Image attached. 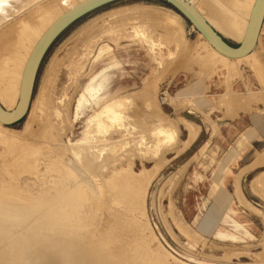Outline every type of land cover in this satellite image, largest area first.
<instances>
[{"label": "rangeland", "instance_id": "1", "mask_svg": "<svg viewBox=\"0 0 264 264\" xmlns=\"http://www.w3.org/2000/svg\"><path fill=\"white\" fill-rule=\"evenodd\" d=\"M225 2L230 9L236 0ZM229 9L224 17H232ZM157 12H169L180 24L177 44ZM13 29L5 35L13 36ZM201 41L198 29L167 0H113L72 21L48 47L34 83L35 100L56 58L67 112L51 127V137L60 138L51 141L50 160L41 155L42 164L49 161V168H41L63 196L86 184L95 188L80 219L105 230L110 244L128 237L133 244L148 241L149 258L160 257L159 264H264V22L252 67L244 60L227 65L218 57L199 58L194 44ZM94 77L104 84L98 92L104 100L77 108ZM224 91L228 100L219 97ZM113 93L115 99L107 101ZM103 104L116 109L110 131L122 143L93 145L96 159L87 166L70 143L83 137ZM161 109L165 120L176 123L169 136L153 134L162 127ZM110 115L102 112L101 119ZM28 116L9 127L23 133ZM36 123L26 136L39 135ZM231 149L238 151L224 168L218 180L224 189L214 199L213 175ZM71 157L87 168L88 183L82 185L62 166ZM122 174L131 196L108 185ZM95 175L102 178L98 183Z\"/></svg>", "mask_w": 264, "mask_h": 264}, {"label": "bare ground", "instance_id": "2", "mask_svg": "<svg viewBox=\"0 0 264 264\" xmlns=\"http://www.w3.org/2000/svg\"><path fill=\"white\" fill-rule=\"evenodd\" d=\"M89 1L92 0H0V103L7 111H12L20 99L26 65L36 45L69 12ZM110 1L113 0L105 3ZM188 1L217 31L235 42L243 41L256 0H236L234 8L230 9L225 4V1L229 0ZM226 9H229L232 17H224V14L228 13ZM149 13L144 12L143 16ZM157 13L159 24L172 32L171 40L177 44L182 37L178 27L180 24L178 25L176 18L169 12ZM176 14L183 18L180 13ZM150 16L156 17L153 14ZM10 27H14L16 36L5 35ZM198 34L202 38V44H194V48L199 58L209 59L213 56L226 61L225 64L232 61L234 65V61L244 60L251 67L258 58L254 53L256 44L249 53L232 57L216 49L201 31L198 30ZM104 51L106 50L101 53ZM51 60L47 72L44 73V84L39 95L34 100L32 93L28 103L26 113L29 116L25 131H15L9 127L14 122L5 123L0 120V264H159L160 257L149 258L148 241L143 244L141 240L140 243L136 240L133 244L128 237L122 238V242L110 244V238L103 236L105 230L96 231L89 226L87 220L80 219L85 214L82 210L88 206L89 196L95 188L86 184L87 168L76 158L65 159L62 166L79 176V183L86 184L82 186L83 191L79 187L63 196V191L58 190L53 179L48 176L50 173L42 170L41 165L48 167L49 161L42 164L41 155L50 160L53 154L51 141L53 143V139L60 138L51 137V127L55 128L58 122L64 121L65 111L67 112L63 108L66 106L61 103L66 98L59 76L60 68L56 58ZM257 68L262 74V67ZM95 79L96 77L92 78L85 86L77 108L87 102L98 100L99 103L104 100L98 96L100 87L104 84L95 83ZM115 96L116 93H113L106 100H113ZM68 99L70 105L73 102L72 95ZM105 111H110L111 115L101 119L102 112L105 114ZM116 113L114 107L107 108L103 104L99 112L90 119V127L83 137L76 143H70L71 146H76L75 156H82L87 166H93L92 163L96 159L93 145L121 142L115 139V133L110 131L113 124L110 125L109 120H112ZM157 113L162 118V127L159 131L152 129L154 136L160 132L166 136L175 133L176 123L165 120L162 109ZM35 122L38 123V131L41 134L38 132L39 135L26 136ZM107 135L111 139L104 141ZM98 176H94L97 183L102 179ZM135 180L137 181L136 178ZM108 183L116 190L126 191L129 196L133 192L125 174L109 180ZM132 184L134 186L133 182Z\"/></svg>", "mask_w": 264, "mask_h": 264}, {"label": "water", "instance_id": "3", "mask_svg": "<svg viewBox=\"0 0 264 264\" xmlns=\"http://www.w3.org/2000/svg\"><path fill=\"white\" fill-rule=\"evenodd\" d=\"M106 1L109 0H92L86 3V5L78 7L76 10L69 12L44 35L36 45L26 65L22 83V92L16 107L12 111H7L0 103L1 121L5 123L16 122L26 114L28 103L33 93L39 65L45 52L56 36L79 15L105 3ZM167 1L187 17L190 22L206 36L216 49L232 57L247 54L254 48L264 21V0H256L250 15L246 35L242 42L237 46H234L206 20L188 0Z\"/></svg>", "mask_w": 264, "mask_h": 264}, {"label": "crops", "instance_id": "4", "mask_svg": "<svg viewBox=\"0 0 264 264\" xmlns=\"http://www.w3.org/2000/svg\"><path fill=\"white\" fill-rule=\"evenodd\" d=\"M220 32V31H219ZM222 34V33H221ZM259 92H260V90H259ZM171 97L173 98V100H175V99H188V98H191V97H194V98H201L202 96H196V95H190V96H185V97H175V96H172L171 95ZM219 97H227V91H224V92H222V93H220V95H219ZM203 100H205V99H203ZM227 100H228V97H227ZM170 104V103H169ZM171 106H173V105H171ZM243 108V107H242ZM243 110H247V109H245V108H243ZM219 127V124L217 125V128ZM190 131H189V137H188V139L187 140H189V138H190ZM247 135H249V134H247ZM239 144V146H241V143L239 142L238 143ZM238 150H236V149H231L230 150V153H229V155L220 163V166H219V168L217 169V171L214 173V175H213V185H212V190L215 192V195H214V199H216V195H217V193L221 190V189H224L223 187H221V186H219L218 185V180L219 179H221V177H222V173H223V171H224V168L228 165V163L230 162V160H231V158L233 157V156H235V154H236V152H237ZM220 177V178H219ZM237 180H238V177H237ZM226 191V190H225ZM228 200H229V197H228ZM214 205V204H213ZM213 207V206H212Z\"/></svg>", "mask_w": 264, "mask_h": 264}]
</instances>
